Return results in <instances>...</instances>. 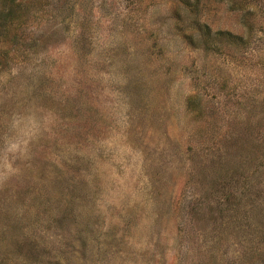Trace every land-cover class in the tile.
Wrapping results in <instances>:
<instances>
[{
  "label": "rangeland",
  "instance_id": "obj_1",
  "mask_svg": "<svg viewBox=\"0 0 264 264\" xmlns=\"http://www.w3.org/2000/svg\"><path fill=\"white\" fill-rule=\"evenodd\" d=\"M188 1L0 0V264H264V0Z\"/></svg>",
  "mask_w": 264,
  "mask_h": 264
},
{
  "label": "trees",
  "instance_id": "obj_2",
  "mask_svg": "<svg viewBox=\"0 0 264 264\" xmlns=\"http://www.w3.org/2000/svg\"><path fill=\"white\" fill-rule=\"evenodd\" d=\"M185 4H189V1L188 0H182ZM220 1H222V0H220ZM220 1H218V2H220ZM236 5V4H235ZM238 5V4H237ZM236 5V6H237ZM232 9H238V8H236V7H232ZM248 20L246 19V18H244V20H243V22H242V24H245L246 22H247ZM204 26V28H205V30L207 31V32H210V28H209V26L207 25V24H204L203 25ZM222 32H224V31H217V33H216V36H219ZM226 34H228V37H229V41L228 42H231V41H237V42H240L241 43V36H234L233 34H231V33H227L226 32ZM225 38H227V36L225 37Z\"/></svg>",
  "mask_w": 264,
  "mask_h": 264
}]
</instances>
